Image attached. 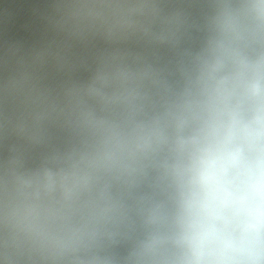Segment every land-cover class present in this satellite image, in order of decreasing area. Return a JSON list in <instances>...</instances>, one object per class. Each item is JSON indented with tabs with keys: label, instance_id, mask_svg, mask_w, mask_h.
I'll return each mask as SVG.
<instances>
[{
	"label": "clouds",
	"instance_id": "obj_1",
	"mask_svg": "<svg viewBox=\"0 0 264 264\" xmlns=\"http://www.w3.org/2000/svg\"><path fill=\"white\" fill-rule=\"evenodd\" d=\"M17 7L0 264H264V0Z\"/></svg>",
	"mask_w": 264,
	"mask_h": 264
}]
</instances>
